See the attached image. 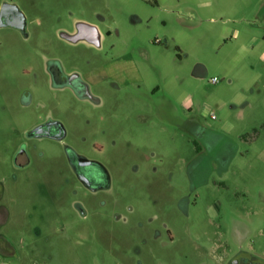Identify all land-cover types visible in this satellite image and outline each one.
I'll return each instance as SVG.
<instances>
[{
  "label": "rangeland",
  "instance_id": "rangeland-1",
  "mask_svg": "<svg viewBox=\"0 0 264 264\" xmlns=\"http://www.w3.org/2000/svg\"><path fill=\"white\" fill-rule=\"evenodd\" d=\"M2 1L28 37L0 31V264L264 260V0ZM87 28L98 45L68 39ZM48 116L64 141L28 140ZM63 145L110 188L82 187Z\"/></svg>",
  "mask_w": 264,
  "mask_h": 264
},
{
  "label": "flooded vegetation",
  "instance_id": "flooded-vegetation-1",
  "mask_svg": "<svg viewBox=\"0 0 264 264\" xmlns=\"http://www.w3.org/2000/svg\"><path fill=\"white\" fill-rule=\"evenodd\" d=\"M2 30H10L22 39L28 37L27 22L20 10L15 5L0 0V31ZM76 35L80 38L86 39L92 45L99 44L93 28H87L85 31H80L79 35L78 33ZM72 37L74 36L68 37V39L71 41L78 40V37L75 36L76 39H72ZM49 72L55 85H58L59 87H69L79 96V98L92 100L89 88L80 80L77 74L65 75L61 70L59 63L55 60L51 61ZM139 80V78L134 80L137 88H140ZM157 90L158 87L156 86L151 88L150 92L154 94ZM94 101L96 102L95 99ZM26 137L28 140L39 141L41 139H49L61 144L66 138V131L61 122L48 116L45 117L42 122L28 130ZM63 152L69 168L82 187L91 193L104 191L110 188V175L102 163L77 154L66 145H63ZM12 164L15 168L20 169L29 164V158L24 146L17 149L13 154ZM75 207L81 217H86V212L81 204L78 203ZM114 217L115 220L125 222V218H121L120 215L116 214ZM158 236L159 232L156 231L155 237ZM4 240L6 243L3 245L7 247L9 251L13 249L12 244L8 240ZM226 264H264V260L253 256L250 253H244L241 251L236 253L231 259L226 260Z\"/></svg>",
  "mask_w": 264,
  "mask_h": 264
},
{
  "label": "crops",
  "instance_id": "crops-1",
  "mask_svg": "<svg viewBox=\"0 0 264 264\" xmlns=\"http://www.w3.org/2000/svg\"><path fill=\"white\" fill-rule=\"evenodd\" d=\"M263 38H264V37H263ZM260 40H261L260 38L255 37V38L252 40V43H253V44H258ZM263 40H264V39H263ZM202 70L204 71L203 68H202Z\"/></svg>",
  "mask_w": 264,
  "mask_h": 264
},
{
  "label": "built area",
  "instance_id": "built-area-1",
  "mask_svg": "<svg viewBox=\"0 0 264 264\" xmlns=\"http://www.w3.org/2000/svg\"><path fill=\"white\" fill-rule=\"evenodd\" d=\"M212 81H213V82H215V81H216V79H213ZM211 118H214V115H213V114L211 115Z\"/></svg>",
  "mask_w": 264,
  "mask_h": 264
},
{
  "label": "water",
  "instance_id": "water-1",
  "mask_svg": "<svg viewBox=\"0 0 264 264\" xmlns=\"http://www.w3.org/2000/svg\"><path fill=\"white\" fill-rule=\"evenodd\" d=\"M75 36H76V37H78L77 35H75ZM75 36H74V37H72V39H76V38H75ZM77 39H78V38H77Z\"/></svg>",
  "mask_w": 264,
  "mask_h": 264
}]
</instances>
